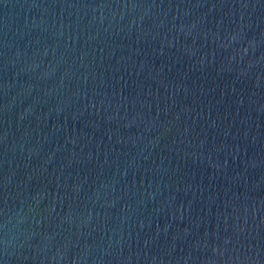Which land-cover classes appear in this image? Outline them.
I'll return each mask as SVG.
<instances>
[{"label": "water", "instance_id": "obj_1", "mask_svg": "<svg viewBox=\"0 0 264 264\" xmlns=\"http://www.w3.org/2000/svg\"><path fill=\"white\" fill-rule=\"evenodd\" d=\"M0 264H264V0H0Z\"/></svg>", "mask_w": 264, "mask_h": 264}]
</instances>
